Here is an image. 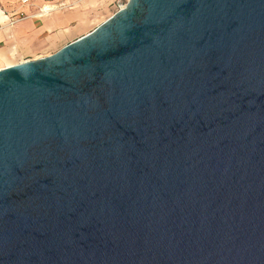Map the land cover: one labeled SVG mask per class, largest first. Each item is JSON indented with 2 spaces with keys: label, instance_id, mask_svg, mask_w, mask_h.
<instances>
[{
  "label": "water",
  "instance_id": "95a60500",
  "mask_svg": "<svg viewBox=\"0 0 264 264\" xmlns=\"http://www.w3.org/2000/svg\"><path fill=\"white\" fill-rule=\"evenodd\" d=\"M0 264H264V0H126L1 68Z\"/></svg>",
  "mask_w": 264,
  "mask_h": 264
},
{
  "label": "crops",
  "instance_id": "0c3cea01",
  "mask_svg": "<svg viewBox=\"0 0 264 264\" xmlns=\"http://www.w3.org/2000/svg\"><path fill=\"white\" fill-rule=\"evenodd\" d=\"M124 2L126 0H0V69L55 52L92 30ZM61 5L63 7L58 8ZM42 6L53 9L39 15Z\"/></svg>",
  "mask_w": 264,
  "mask_h": 264
},
{
  "label": "built area",
  "instance_id": "2783aa9c",
  "mask_svg": "<svg viewBox=\"0 0 264 264\" xmlns=\"http://www.w3.org/2000/svg\"><path fill=\"white\" fill-rule=\"evenodd\" d=\"M22 2H26L28 0H21ZM47 1H50V0H47ZM123 4H120L119 7H121ZM63 7L62 5L59 6L58 8H61ZM53 9L52 6H42L39 10V15H43V14H46L48 13L49 11H51ZM20 16H23V14L20 13Z\"/></svg>",
  "mask_w": 264,
  "mask_h": 264
},
{
  "label": "rangeland",
  "instance_id": "374dc122",
  "mask_svg": "<svg viewBox=\"0 0 264 264\" xmlns=\"http://www.w3.org/2000/svg\"><path fill=\"white\" fill-rule=\"evenodd\" d=\"M124 3H125V2H124ZM124 3H123V4H124ZM117 8H118V7H115V8H113V9L110 11V13H109V14L113 13L114 11H116V10H117Z\"/></svg>",
  "mask_w": 264,
  "mask_h": 264
}]
</instances>
